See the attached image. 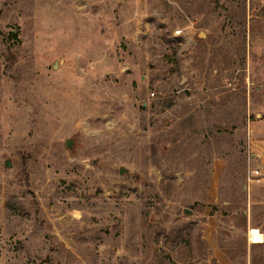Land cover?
<instances>
[{
    "label": "rangeland",
    "instance_id": "374dc122",
    "mask_svg": "<svg viewBox=\"0 0 264 264\" xmlns=\"http://www.w3.org/2000/svg\"><path fill=\"white\" fill-rule=\"evenodd\" d=\"M259 140L264 0H0V264H264Z\"/></svg>",
    "mask_w": 264,
    "mask_h": 264
},
{
    "label": "crops",
    "instance_id": "0c3cea01",
    "mask_svg": "<svg viewBox=\"0 0 264 264\" xmlns=\"http://www.w3.org/2000/svg\"><path fill=\"white\" fill-rule=\"evenodd\" d=\"M259 141L260 143L255 142L256 145L255 153L251 155L252 163L248 169L247 185L249 188V193H254V192L263 193L262 195L264 197V140L263 141L259 140ZM252 176L254 177L251 178ZM259 203L264 204V198L263 201L261 200V202ZM245 215H246L245 225H247V231L251 228H257L255 227L256 225L251 224V221H254V218L253 219L251 218L250 212L246 213ZM259 232L263 234V240L261 242L253 243L249 241L248 238H247V242L249 245L254 244L257 247L264 249V230L263 231L259 230ZM213 251L215 253V256L221 259L222 261L221 264H232L231 261L229 260L231 256L227 251L223 252L220 248H217L216 246L215 249L213 248Z\"/></svg>",
    "mask_w": 264,
    "mask_h": 264
},
{
    "label": "bare ground",
    "instance_id": "6f19581e",
    "mask_svg": "<svg viewBox=\"0 0 264 264\" xmlns=\"http://www.w3.org/2000/svg\"><path fill=\"white\" fill-rule=\"evenodd\" d=\"M263 240V236L261 235V232L257 231H250L249 233V241L253 243H258Z\"/></svg>",
    "mask_w": 264,
    "mask_h": 264
},
{
    "label": "built area",
    "instance_id": "2783aa9c",
    "mask_svg": "<svg viewBox=\"0 0 264 264\" xmlns=\"http://www.w3.org/2000/svg\"><path fill=\"white\" fill-rule=\"evenodd\" d=\"M255 173H256V171H255ZM250 231H257V232H259V229H257V228H251V229H249L248 231H247V238L249 239V233H250ZM261 235L263 236V234L261 233Z\"/></svg>",
    "mask_w": 264,
    "mask_h": 264
},
{
    "label": "water",
    "instance_id": "95a60500",
    "mask_svg": "<svg viewBox=\"0 0 264 264\" xmlns=\"http://www.w3.org/2000/svg\"><path fill=\"white\" fill-rule=\"evenodd\" d=\"M54 68H56V67L54 66ZM66 146H67V147H70V140H68V141L66 142ZM6 163H8V162H6ZM8 164H9V163H8ZM186 212L189 213L190 211H189V210H186Z\"/></svg>",
    "mask_w": 264,
    "mask_h": 264
}]
</instances>
